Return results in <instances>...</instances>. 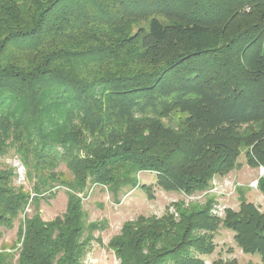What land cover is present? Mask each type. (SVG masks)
<instances>
[{
    "label": "trees",
    "instance_id": "trees-1",
    "mask_svg": "<svg viewBox=\"0 0 264 264\" xmlns=\"http://www.w3.org/2000/svg\"><path fill=\"white\" fill-rule=\"evenodd\" d=\"M10 150L32 193L0 162V229L34 211L14 264H82L103 229L86 221L89 187L116 200L148 191L138 175L150 173L154 187L191 196L241 155L264 168V0H0V158ZM60 188L65 211L45 222L39 204ZM213 202L140 216L107 247L119 264H203L224 228L264 264V213L240 196L219 219Z\"/></svg>",
    "mask_w": 264,
    "mask_h": 264
},
{
    "label": "rangeland",
    "instance_id": "rangeland-1",
    "mask_svg": "<svg viewBox=\"0 0 264 264\" xmlns=\"http://www.w3.org/2000/svg\"><path fill=\"white\" fill-rule=\"evenodd\" d=\"M0 162L2 168L10 167L14 168L15 171L17 165L23 167L13 150H10L5 156L0 158ZM238 162L241 164L240 167L234 169L225 177L216 178V180L225 179V185L220 189L224 195H212L207 192L211 187L212 181L207 191L195 193L191 196H185L181 193L163 192L154 187L155 178L150 173L138 175L139 184L149 187L148 191L141 188L124 189L116 200L102 187H89L82 199L86 221L87 223L100 222L103 229L93 233L94 241H91L82 264H119L113 252L107 246L110 239L119 234L123 224L132 222L140 216L160 218L167 210L170 212L171 210L174 211V204L176 203H182L185 207L190 204L202 206L206 199L211 197L214 201L213 204L218 200L226 209L236 212L239 208L240 196H242L246 202L254 205L260 213H264V195L257 189V181L264 176V168L260 167L263 169L262 174L260 168L247 166L243 155L240 156ZM58 170L66 178L70 177L64 166L61 165ZM255 182L256 186L253 185ZM230 183L232 187H230ZM13 186L15 188L21 187L24 191L32 193L31 183L25 178V170L23 181H19L18 177H16L13 181ZM233 186H235V189ZM66 201V193L62 188L57 191L54 199L49 200L47 203L41 201L39 212L42 220L49 222L61 216L65 211ZM33 212V207L31 206L15 220L11 230L0 229L3 232L0 239V251L4 250L12 254L13 264L16 261L20 247L17 236L18 226L26 217L32 216ZM233 236L234 234L231 231L220 228L214 236L215 249L213 253L210 256L201 257L203 264H212L213 261L217 260L222 262L234 260L235 264H260L259 255L244 254L236 246Z\"/></svg>",
    "mask_w": 264,
    "mask_h": 264
},
{
    "label": "built area",
    "instance_id": "built-area-1",
    "mask_svg": "<svg viewBox=\"0 0 264 264\" xmlns=\"http://www.w3.org/2000/svg\"><path fill=\"white\" fill-rule=\"evenodd\" d=\"M260 169H261V172L263 174V169L262 168H260ZM15 172L17 173L16 175H17L19 181H23V179H24L23 167H19V165H17V169ZM223 185H225V179L216 180V178H214L212 180L211 187L207 192L211 193L212 195H214V194L224 195L223 191H220V189L223 187ZM253 185L256 186V182ZM230 187H232L231 183H230ZM233 188L235 189V186H233ZM233 190H232V193H233ZM216 201L217 202H215V204H213L211 207L210 214L216 218L222 219L225 215L224 212H225L226 208H225V206H222L220 201H218V200H216ZM171 213H173L175 215V217L177 216L173 210H171Z\"/></svg>",
    "mask_w": 264,
    "mask_h": 264
}]
</instances>
